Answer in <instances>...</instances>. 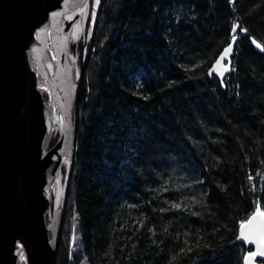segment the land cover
Here are the masks:
<instances>
[{
  "label": "trees",
  "instance_id": "obj_1",
  "mask_svg": "<svg viewBox=\"0 0 264 264\" xmlns=\"http://www.w3.org/2000/svg\"><path fill=\"white\" fill-rule=\"evenodd\" d=\"M261 48L264 0H100L54 264H243L238 229L264 212Z\"/></svg>",
  "mask_w": 264,
  "mask_h": 264
},
{
  "label": "water",
  "instance_id": "obj_2",
  "mask_svg": "<svg viewBox=\"0 0 264 264\" xmlns=\"http://www.w3.org/2000/svg\"><path fill=\"white\" fill-rule=\"evenodd\" d=\"M100 0H0V264H54L75 156L77 95ZM234 44L208 71L230 72ZM33 62L48 88L38 86ZM219 61V63H217ZM52 97L60 117L50 111ZM238 229L264 264V216ZM23 252L24 259L18 255Z\"/></svg>",
  "mask_w": 264,
  "mask_h": 264
},
{
  "label": "snow or ice",
  "instance_id": "obj_3",
  "mask_svg": "<svg viewBox=\"0 0 264 264\" xmlns=\"http://www.w3.org/2000/svg\"><path fill=\"white\" fill-rule=\"evenodd\" d=\"M233 39H235V37H233ZM253 42L255 43V41H253ZM257 47L260 48L261 45L257 44ZM261 50L264 51V48H261ZM217 63H219V61H217ZM249 179H251V177H249ZM260 215L264 216V212H261ZM242 227H243V225H242ZM258 255L264 256V252H251V253H249V256H251V257H255ZM245 264H249V261L247 258H246Z\"/></svg>",
  "mask_w": 264,
  "mask_h": 264
},
{
  "label": "rangeland",
  "instance_id": "obj_4",
  "mask_svg": "<svg viewBox=\"0 0 264 264\" xmlns=\"http://www.w3.org/2000/svg\"><path fill=\"white\" fill-rule=\"evenodd\" d=\"M41 87H45V88H48V86H41ZM54 99H53V97H52V100H51V102H50V106H49V109H50V111L52 112V111H55L56 112V115L58 116V117H60V114L58 113L57 114V111H58V109L57 110H55L54 108ZM55 106H56V103H55ZM56 108H57V106H56ZM59 112V111H58ZM21 258H23V257H21Z\"/></svg>",
  "mask_w": 264,
  "mask_h": 264
},
{
  "label": "flooded vegetation",
  "instance_id": "obj_5",
  "mask_svg": "<svg viewBox=\"0 0 264 264\" xmlns=\"http://www.w3.org/2000/svg\"><path fill=\"white\" fill-rule=\"evenodd\" d=\"M21 253H22V255H21ZM21 257H23V258H21ZM18 258L21 259V260L24 259V254H23V252H20V253H19Z\"/></svg>",
  "mask_w": 264,
  "mask_h": 264
},
{
  "label": "bare ground",
  "instance_id": "obj_6",
  "mask_svg": "<svg viewBox=\"0 0 264 264\" xmlns=\"http://www.w3.org/2000/svg\"><path fill=\"white\" fill-rule=\"evenodd\" d=\"M78 256H79V254H78Z\"/></svg>",
  "mask_w": 264,
  "mask_h": 264
}]
</instances>
